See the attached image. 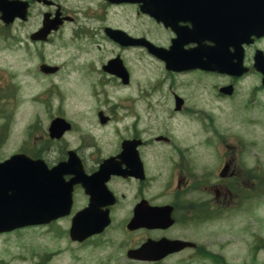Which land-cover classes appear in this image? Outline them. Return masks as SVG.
I'll use <instances>...</instances> for the list:
<instances>
[{"label": "rangeland", "instance_id": "1", "mask_svg": "<svg viewBox=\"0 0 264 264\" xmlns=\"http://www.w3.org/2000/svg\"><path fill=\"white\" fill-rule=\"evenodd\" d=\"M143 20L142 33L149 34L155 44L167 46L168 36L163 35L161 29H158L160 33L153 31L151 22ZM135 22L116 21L115 14L110 13L107 24L134 32L129 28ZM40 27L41 21L34 14L27 25H14L6 30L9 36L12 35L8 38L10 41L0 37V160L23 153L27 149L26 143L44 146L49 139L50 123L57 117L67 120L73 129L41 154L49 165H56L66 158L68 150L79 146H100L108 155L122 145L123 138L131 136L135 116H138L137 131L143 141L152 142L166 133L178 147H185V165L192 166L200 178L204 176L209 180L207 184L199 181V184L194 182L185 187L184 203L180 205L185 206V210L177 213L178 223L164 235L196 243L204 247L205 254L224 259L226 264H264V197L244 203L240 196L233 198L234 208L221 212L220 218L210 219L211 216L210 220L199 223L187 219L190 210L205 212L209 210V204L215 205L211 185L217 184L218 178L212 175H219L223 166L216 151L237 154L241 144L236 142L241 141L246 151L243 163L248 167L259 164L258 172L264 175V95H257L263 107L259 105L251 112L244 108L257 80L243 81L229 103L227 100L219 102L213 87L226 80H219L216 75L197 70L175 76V85L171 89L172 78L167 80L162 64L154 65L150 62L152 59L146 61L139 51L123 53L103 35L90 40H73L66 36L63 41L53 35L44 44L29 42L27 35ZM117 56L129 61L126 66L131 73V85L123 86L115 79L97 74L102 61L106 63ZM41 58L44 60L40 61ZM42 62L62 67L61 72L44 76L39 71ZM91 72L93 75L89 77ZM99 80L103 85L98 84ZM174 94L185 99V114L171 110ZM124 105L126 109H123ZM99 111L113 117L105 126L100 124ZM147 131L152 136L145 134ZM154 145L162 146L156 142ZM158 155L162 159L157 163L156 170L160 175L155 191L158 196L154 197L153 204L167 205L172 201V196L167 194L169 167L164 154ZM241 168L239 166L237 172L246 180L236 185L241 194L252 191L264 181L262 178L248 180L249 174ZM132 204L121 203L114 213L112 226L103 237L77 244L70 240L69 229L73 215L86 206L84 197L78 194L70 217L49 226L0 234V264H150L130 261L127 257L129 249L138 248L147 237H153L142 231L130 233L126 230L125 224L132 218L128 215ZM216 206L223 208L219 203ZM260 239V248L254 250ZM212 262L199 256L196 250H185L164 264H214Z\"/></svg>", "mask_w": 264, "mask_h": 264}, {"label": "water", "instance_id": "2", "mask_svg": "<svg viewBox=\"0 0 264 264\" xmlns=\"http://www.w3.org/2000/svg\"><path fill=\"white\" fill-rule=\"evenodd\" d=\"M251 1L120 0V2L143 3V12L158 22H164L166 27H172L174 30L180 22L192 23L193 30L178 31V39L173 42L174 45L170 51L149 46L153 54L167 62L168 69L182 71L198 68L237 76L245 73L241 46L246 43V33L247 37L252 33V25L249 26L242 22L225 24L219 22L264 21L263 5L252 4ZM24 10L25 6L18 3L5 5L0 2V11L3 12L6 22H11L16 16H21ZM206 24L211 32H221V35H227L234 30L231 42L237 45L238 58L237 55L234 58L238 61L237 63L230 65L226 61V59L230 60L226 58L224 52L227 38L214 41L198 34ZM50 28L42 36L47 35ZM257 28L264 32V25L257 26ZM42 36L36 39H45L46 36ZM207 40L216 42V47L211 50L204 46L203 42ZM194 43L199 46L183 50V46ZM41 70L45 73H55L58 69L43 65ZM105 70L121 77L125 84L128 83L127 71L118 60L110 62ZM100 117L102 123H105L106 119ZM70 130L71 125L59 118L52 122L50 134L52 138L61 139ZM75 157L73 152H69L68 161L52 169H49L43 160H33L24 154L15 155L5 162H0V234L31 226L48 225L70 216L74 204L73 192L77 185H81L91 198L88 207L79 211L72 219L71 240L84 242L91 236L102 233L111 224L109 209L103 210V208L115 204V199L107 192L99 196L93 195L94 190L90 185V180ZM109 163L107 166L110 165ZM66 176L73 177L67 181ZM94 187L97 193L102 191L99 183L95 181ZM172 212V207H149L146 202H142L137 206L134 218L127 228L130 231L141 228L167 229L174 224ZM194 246L193 243L186 241L162 239L155 242L149 240L138 250L129 251L128 257L139 261L156 262L169 254Z\"/></svg>", "mask_w": 264, "mask_h": 264}, {"label": "flooded vegetation", "instance_id": "3", "mask_svg": "<svg viewBox=\"0 0 264 264\" xmlns=\"http://www.w3.org/2000/svg\"><path fill=\"white\" fill-rule=\"evenodd\" d=\"M22 1H28L30 4L29 17L26 20L27 22L16 20L13 25L6 26L0 19V34H3L5 30L11 29L14 25H27L29 21L32 20V17L35 14L38 17V21H41V23L42 21H65L64 24L60 26V29L57 32L53 33V35L57 36V40L63 41L66 36H69L70 39L73 40L82 38L93 39L94 37H98L101 35H103L104 38L108 40L109 37L107 30L110 28L117 30L116 27H111L107 24L108 21H110V13L115 14L116 21H141L142 18V13L139 5L129 3H113L110 0ZM262 23H264V21H262ZM131 28L134 30V32L128 33L133 36H137L140 30L133 25H130L129 29ZM118 30L124 31L123 29ZM246 50L247 53L251 54L252 57L251 62H247V66L251 69L250 75L258 76V72L253 68V60L258 51H262L264 53V37L254 39V42L249 47H247ZM102 64L103 62H101L97 74L105 76L106 73L102 70ZM168 73L171 76L172 80L176 75H179L178 73L173 72ZM90 74L93 73L91 72ZM223 79L227 78L224 77ZM115 81L117 82L118 79L116 78ZM102 82L103 81L99 80L98 84H101ZM105 82L106 81L104 80V83ZM229 84L234 86L235 93H237L235 80L232 79ZM213 88L217 91L218 96L221 97L220 90L222 86L216 84ZM261 89L264 90V87L260 86L255 90ZM181 100V105L177 107L175 96L174 105L171 110H174V112L176 113L183 112L185 114V99ZM150 106L151 105H149V108ZM171 112L168 111L170 115H172ZM139 119L140 117L137 116V121L134 123V127L132 128V136L123 138L122 145L119 147L117 146L116 151L112 152L111 154L105 155L101 151V149L103 148L96 145L79 146L75 149V152L77 153L81 163L83 164L85 174L90 177V180L97 181L98 183L100 182V188L102 191L96 193V195L99 196V194L101 193L105 194L106 187L108 191L115 196L116 204L110 207V213L113 217L116 210L121 207V203L124 202H133L131 210L128 214L130 217L134 215V210L137 204L142 201L148 202V204L151 206H158L157 204H153V199L154 197L158 196L155 191V185L160 174L157 172L156 168L158 159H162V157L159 158L158 154L163 153L167 161L166 165L169 167L168 182L170 183V187L167 191V194H170L172 196V201L167 205H171L174 208L173 217L176 221V225L178 223L176 220L177 213L185 210V206H180L181 203H184L183 197L185 196V187H188L190 184L196 182V180H202L208 183V177L203 176L202 178H200L199 176L195 175V170L185 165V147H178L175 144L174 140L167 139L159 141L157 139H153L154 142L160 143L162 144V146L154 145V143L151 141H143L141 139L142 135L137 131V122H139ZM150 131L151 130H149V132ZM145 134H148V131L145 132ZM148 135L152 136L150 134ZM135 140H142V144L136 147L124 145L125 142H131ZM0 145H2V141H0ZM133 151H135L136 153H134ZM216 157L220 159V162L223 163V166L226 165V172L224 173V178H221L220 173L219 175L215 173L214 175H212L215 178H218V185H211V187L214 186V189L212 190H214L216 197L213 202H215L216 204L219 203L224 208L228 209L232 206L233 202L231 191L233 190V184L236 183L237 157L234 153L226 155V153L221 154L220 151H216ZM108 160H112L113 162L105 170H103V167ZM224 179L226 182H229V187L228 185H225ZM173 186L175 187V189L173 188ZM91 187L94 188V183L91 184ZM209 191L210 190H207L206 192L210 193ZM75 192L76 198L78 194L84 197L87 206L90 202L91 197L89 195H86L81 187H77ZM208 209V211H211L212 214H217L221 211V208L219 207ZM206 211L207 210H205V212ZM170 229H140L138 231L153 235L152 238L147 237V241L148 239L159 240L164 237L169 238L167 237V235H164V233H167ZM159 233H162V235L158 236L157 234ZM169 239L184 240L178 236H172ZM184 252L185 250L177 254H172L165 258L163 261L157 262L155 264H164L171 257L180 255Z\"/></svg>", "mask_w": 264, "mask_h": 264}, {"label": "trees", "instance_id": "4", "mask_svg": "<svg viewBox=\"0 0 264 264\" xmlns=\"http://www.w3.org/2000/svg\"><path fill=\"white\" fill-rule=\"evenodd\" d=\"M33 155H34V157H37V155H39V154H37V155L36 154H33ZM262 188H264V183H263V185L259 184V186H257V188L254 191V193H256L255 196H260V193L258 192V190H261ZM196 214H197L196 211H192V214L191 215H187V216L191 220H194L196 222H200L199 219H201L202 217H201V215H196ZM213 259H214L215 264H226L223 260H218L215 257H213ZM37 264H43V262L42 263H37Z\"/></svg>", "mask_w": 264, "mask_h": 264}]
</instances>
